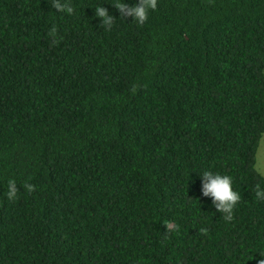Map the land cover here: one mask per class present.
I'll use <instances>...</instances> for the list:
<instances>
[{
	"label": "trees",
	"instance_id": "1",
	"mask_svg": "<svg viewBox=\"0 0 264 264\" xmlns=\"http://www.w3.org/2000/svg\"><path fill=\"white\" fill-rule=\"evenodd\" d=\"M63 2L0 0V264H256L264 0H157L143 26ZM205 170L232 177L231 221Z\"/></svg>",
	"mask_w": 264,
	"mask_h": 264
},
{
	"label": "clouds",
	"instance_id": "2",
	"mask_svg": "<svg viewBox=\"0 0 264 264\" xmlns=\"http://www.w3.org/2000/svg\"><path fill=\"white\" fill-rule=\"evenodd\" d=\"M113 6L118 10L119 17L125 19L131 17L132 20L136 21L138 25L143 26L148 20L149 11H155L157 9V0H138V3L129 5L123 0H116L112 3ZM52 8L56 9L59 13L66 12L71 15L74 13V8L63 0H51ZM95 16L100 18V21L105 26L106 30H110L114 23L115 17L109 14L107 8L99 5L95 7ZM57 34V28L55 25L47 32V36L55 42ZM135 91V87L132 89ZM264 174V173H262ZM201 177V194L204 197H210L211 202L215 209L219 213L224 214L225 221H231L233 219V212L238 203L241 202V195L235 191L232 187L233 179L229 175H223L214 173L210 170H205L200 173ZM24 188L32 193L35 191V185L31 183H25ZM8 191L6 193L9 200H15L19 191L15 180L10 179L8 181ZM254 196L259 201H264V188L259 184L255 185ZM178 226L173 222L165 224L167 231H173ZM201 233H206L207 229H199ZM260 259L256 261V264H264V254L260 255Z\"/></svg>",
	"mask_w": 264,
	"mask_h": 264
},
{
	"label": "rangeland",
	"instance_id": "3",
	"mask_svg": "<svg viewBox=\"0 0 264 264\" xmlns=\"http://www.w3.org/2000/svg\"><path fill=\"white\" fill-rule=\"evenodd\" d=\"M264 73V70H263ZM255 169L260 173H264V134L262 135L258 149L256 151ZM264 176V174H262Z\"/></svg>",
	"mask_w": 264,
	"mask_h": 264
}]
</instances>
